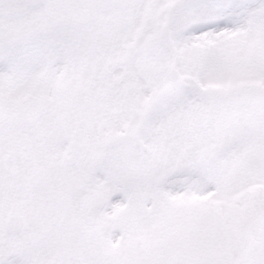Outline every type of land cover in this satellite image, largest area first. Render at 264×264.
I'll list each match as a JSON object with an SVG mask.
<instances>
[{
    "label": "snow or ice",
    "instance_id": "obj_1",
    "mask_svg": "<svg viewBox=\"0 0 264 264\" xmlns=\"http://www.w3.org/2000/svg\"><path fill=\"white\" fill-rule=\"evenodd\" d=\"M0 264H264V0H0Z\"/></svg>",
    "mask_w": 264,
    "mask_h": 264
}]
</instances>
